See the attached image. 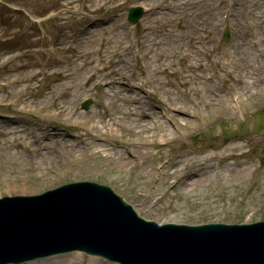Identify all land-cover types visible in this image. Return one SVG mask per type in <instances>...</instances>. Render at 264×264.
I'll use <instances>...</instances> for the list:
<instances>
[{
  "label": "rangeland",
  "instance_id": "1",
  "mask_svg": "<svg viewBox=\"0 0 264 264\" xmlns=\"http://www.w3.org/2000/svg\"><path fill=\"white\" fill-rule=\"evenodd\" d=\"M142 1L151 7L150 0H0V197L37 194L89 180L112 187L140 216L159 223L264 220V81L257 88L248 86L242 94L234 81L237 77L224 71L231 57L239 80L243 75L234 59V40L227 46L221 39L219 18L228 0L208 4L193 0L195 8L186 12L163 10L162 21L178 37L193 21L217 28L208 42L211 55L194 56L195 63L208 62L211 80L203 82L189 73L186 85L180 86L187 58L181 59V54L152 58L150 76L159 79V91L144 82L135 44L114 56L104 52L119 39L125 47L126 32L130 39L136 37L142 18L130 24L126 14ZM256 11L240 19L254 27L253 39L258 41L262 33ZM149 15L160 16L157 10ZM115 21L121 28L112 27ZM181 38L180 46L189 50L187 39ZM170 42V52L176 51V42ZM260 48L249 46L248 51L264 64ZM163 65L168 69L163 70ZM120 72L125 75L120 85L142 82L140 90L129 91L146 103L144 111L156 113L157 117L146 114L144 118L151 124L147 132L127 121L126 108H121L124 114L114 109L126 106L119 98L102 95L111 93L108 86L91 84L99 78L109 82ZM89 73L95 76L79 90ZM252 75L264 80V67H255ZM205 86L215 93V105L193 94ZM185 91L189 93L184 95ZM238 92L240 103L231 98ZM190 96L196 105L186 102ZM85 98L90 99L86 109L81 106ZM178 101H183L185 110L191 109L176 112L174 118L168 107L180 105ZM110 117L116 120L111 123ZM108 128L111 139L105 132ZM235 144H243L245 152L224 153L226 159L221 158L225 148ZM67 255L37 264H87L89 257L80 253L73 260ZM97 264L112 263L98 258Z\"/></svg>",
  "mask_w": 264,
  "mask_h": 264
},
{
  "label": "water",
  "instance_id": "2",
  "mask_svg": "<svg viewBox=\"0 0 264 264\" xmlns=\"http://www.w3.org/2000/svg\"><path fill=\"white\" fill-rule=\"evenodd\" d=\"M24 201L32 208L29 216L36 220L28 227L31 239L25 237L26 243L55 244L77 232L69 245H78L80 235L88 233L94 242L104 244L101 249L109 244L111 254L126 264H264V222L158 226L138 218L110 188L89 182L48 192L43 197L46 205L37 210L36 199Z\"/></svg>",
  "mask_w": 264,
  "mask_h": 264
},
{
  "label": "bare ground",
  "instance_id": "3",
  "mask_svg": "<svg viewBox=\"0 0 264 264\" xmlns=\"http://www.w3.org/2000/svg\"><path fill=\"white\" fill-rule=\"evenodd\" d=\"M150 1H151V7L149 8L148 12L149 13L150 11L153 12V10L156 8L157 15H160V16H155V17L152 16L151 19L147 16L146 18L149 24L148 30L140 32L138 38L135 40L134 38L133 40H131L130 34L126 32L124 35V38L127 40L125 42L127 43L129 42V45H131L132 43L135 45H138L141 50V53L145 56L146 61H149V62L152 61V58L155 61H157L158 57L169 58V57L176 56L179 54H181V59L187 58L184 69L180 72L179 81H178V84L180 86L186 85L187 76L189 73H193L192 77L194 79H200L203 82L210 81L211 76L208 75V66L206 65L208 62L195 63L194 56L196 57L199 54H205L206 56L211 55V50L208 49V42L211 40L212 38L211 34L215 31L217 26L212 27L211 25L210 26L200 25L195 21L191 22V24L186 25L185 28L180 33V36L185 37L189 44L190 49L185 50L180 46L179 41L182 38L174 35L173 30L168 27L169 24L166 21H162L163 10L166 9V10L180 11V12H186L189 8L193 10L195 8V6H193L194 5L193 0H182V1L168 0L169 2H167L163 6H160L161 4L159 5L158 3L161 1L164 2L166 0H150ZM202 1L203 3L206 2V4H208V2H210L211 0L209 1L208 0H197L196 2H202ZM216 1L220 3L221 0H216ZM231 4L234 5V7L230 8V16L231 18L234 17L235 19V24L233 25L234 27L232 28V34L236 38L235 45L237 46L233 55L237 63L240 64L241 67H240L239 72L241 71V74L243 75L240 77V80H239L238 75L236 74L235 70H234V73H235V76L237 77L236 82H239L238 89L239 91L242 92V94H244V90L248 86L257 88L256 86L257 83H263L264 81V80L259 81L252 75L253 69H255V67L262 68L264 67V64L263 63L261 64L257 59L258 57L255 58L254 56L250 55L248 51L249 46L250 48L251 47L254 48L260 45L263 48H260L259 51H261L262 54L264 52V7L261 8V3L258 1L252 4L251 0H233L231 1L230 5ZM161 9H162V15L160 13ZM255 9H258V11H256V15H257L256 19L258 20V24L260 25V31L262 33L260 34L261 36L258 41L253 39V37L256 35V30L254 31V27H252L251 25L242 24L241 19H240V17L243 16V14L252 16ZM196 14L200 15V13H196ZM185 15L187 16L188 14H185ZM200 19L201 18L199 17L198 20ZM201 20L202 21L199 23H203V19ZM114 25L118 28H121V26L118 25V21H115L112 27H114ZM95 26L98 27L99 24H96ZM100 27H104V29H107V26L101 25ZM201 33H204V35H201ZM193 35L195 36V41H193ZM123 41H124L123 39L116 40L115 46H110L109 51L104 49V52L108 54L110 53L113 56L116 55V52H118V54H121L122 51H125L127 48L129 49L128 45L125 47H122ZM169 42L170 43L176 42L175 43L176 49L179 52H176L177 51L176 49H174L176 51L170 52ZM151 52H153L152 57L148 56L147 54ZM197 60L199 61V59ZM122 61L124 62V59ZM162 61H165V60H162ZM196 71H200V74H196ZM151 74H152V70H151ZM124 76L125 75L121 72L116 73L114 76H112L113 78L111 79V82L108 86L110 88L111 93H108V91H106L102 93V95L119 98L121 102L126 104V106L115 107L114 109L117 110L119 113L124 114V112H120V111H122L121 110L122 107L126 108L127 111L129 112V115L132 116V117H129L128 115V117H126L127 121H131L135 123L138 128H143L147 132L150 130L151 124L149 120L144 119V118H146L145 117L146 114L147 115L152 114L154 117H157L156 113L152 111L149 112L150 109H148V111H144L142 108L146 105V103L141 102L139 97H136L129 91V89L134 88V87L140 90V88L142 87L141 86L142 82L140 81L137 84H131V83L127 84L126 82H124L125 83L124 85H120V82L124 80L123 79ZM242 78L244 79L242 80ZM148 81L150 82L149 79H146L145 82H148ZM157 84L160 85L159 83ZM166 84H168V82ZM85 86L86 84L78 88L79 90H83L85 89ZM234 90H236L235 87H234ZM165 92L167 94H172L169 88H165ZM198 92L199 94H197L196 92H194L193 94H195L198 97H202V98L206 97L208 98L206 102H208L210 105H215L216 99L213 95L215 93L211 92V88L209 86H205L204 91L199 90ZM254 92H257V91L255 90ZM188 93L189 91H185L184 95H187ZM240 95L241 94L238 92L237 96H240ZM252 95L254 94H251V96ZM192 96H190V98H188L186 102L194 104V100L192 99ZM178 103L180 105L178 106L174 105L175 107L170 106V109L174 112V116H173L174 118H176L177 116L176 112L177 113L183 112V109L185 107L184 105H181L183 101H178ZM138 109H139L138 111L139 113L137 112ZM90 114H94V113L90 112ZM136 116H138V118ZM120 118L123 119L124 117L120 115ZM166 119L170 123L173 122V118L171 116H167ZM115 120L116 119L112 117L109 118V121L111 123ZM169 133L171 134V132ZM46 135L50 136V134H47V133ZM64 141L65 139L63 138L62 139L63 145H64L63 143ZM243 149H244L243 144H235L234 146L226 147L224 152L221 154L222 155L221 158L226 159L227 155H225L224 153L228 155L242 154L245 152ZM67 256H69L71 259L74 260L75 258L80 257L81 255L80 253L78 255L76 252H74V254H69ZM97 261H98L97 258H92L89 256L87 260V264H97Z\"/></svg>",
  "mask_w": 264,
  "mask_h": 264
}]
</instances>
